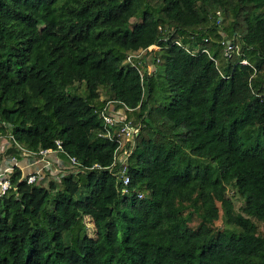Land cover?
<instances>
[{"label": "trees", "instance_id": "trees-1", "mask_svg": "<svg viewBox=\"0 0 264 264\" xmlns=\"http://www.w3.org/2000/svg\"><path fill=\"white\" fill-rule=\"evenodd\" d=\"M110 100L138 128L123 149ZM10 135L82 167L16 171L0 264H264V0H0L7 152Z\"/></svg>", "mask_w": 264, "mask_h": 264}, {"label": "built area", "instance_id": "built-area-1", "mask_svg": "<svg viewBox=\"0 0 264 264\" xmlns=\"http://www.w3.org/2000/svg\"><path fill=\"white\" fill-rule=\"evenodd\" d=\"M178 43L181 44L180 42ZM152 47H149L148 50L159 48L157 46ZM233 50L234 45L229 44V46L226 48V55H231ZM197 51L198 50H195V52ZM140 54H131L128 57L127 62L133 63L134 57H138ZM117 105V101L110 100L100 111V115L104 117L105 126L108 128L106 135L113 137L114 135L112 134L111 130L116 128L119 132L118 136H125L129 140H133L134 135L138 133V128H136V126H134L131 121L128 122L126 117H123L122 119H117L115 117V113H119V110H121L116 108ZM10 137L15 142L17 148L13 149L7 154L5 153L11 145V142L4 137H0V197L6 195L12 189L13 177L17 170L21 171L20 181H26L27 183L32 184L40 182L44 178V175H46V171L53 172V166L56 165V163L59 165H64V160L61 155L66 158L65 167L66 162L69 163L73 168L76 167L79 169L82 167V164L78 158L70 155L64 149L61 140L57 141V148H46L39 151H32L16 142L13 135H10ZM119 142V148H125V143L123 140L121 139ZM127 152L128 151L126 150V153ZM18 154L21 156H18ZM56 157H59V160L55 161ZM20 158L24 159V162L19 161ZM96 167L101 168L99 164H95L92 168ZM66 174H61L60 179H56V181L61 183V178ZM121 174V189L124 193H126L129 191L128 185L130 183V177L125 173V169L122 170Z\"/></svg>", "mask_w": 264, "mask_h": 264}, {"label": "rangeland", "instance_id": "rangeland-1", "mask_svg": "<svg viewBox=\"0 0 264 264\" xmlns=\"http://www.w3.org/2000/svg\"><path fill=\"white\" fill-rule=\"evenodd\" d=\"M153 48V47H152ZM159 48H154V50H157ZM149 69L150 71H154L155 70V66L154 65H150L149 66ZM102 96L105 97V94L102 92ZM125 110L126 109H121L119 110V113H115V117L117 119H122L123 117H126V113H125ZM122 137V140L124 143H128V142H133V140H129L127 137L125 136H121ZM123 149V148H122ZM124 155L125 153H123L118 160H122L124 158ZM59 160V157H56L55 161ZM64 165H59L56 163V165L53 166V172L51 171H46V175H44V178L41 180V183L45 186H49L50 184V181L52 179H60V176L61 174H68L70 173L71 171H74L75 169H78L76 167H72L69 163L66 162V167H65V161H63ZM229 195H231L234 200H235V204H236V210H239L241 204H242V200L239 199V196L237 194H235L234 192L232 191H229ZM85 221L88 225V230H89V233L91 236H95L96 235V230H95V225H94V222L93 220L90 218V217H86L85 218ZM200 222V219L198 218L197 214H194V220L192 222V225L193 226H197ZM226 223H225V218H224V209L221 208L220 209V218L215 222V228H222V227H225ZM259 231L261 233L264 234V224H261L259 223Z\"/></svg>", "mask_w": 264, "mask_h": 264}, {"label": "clouds", "instance_id": "clouds-1", "mask_svg": "<svg viewBox=\"0 0 264 264\" xmlns=\"http://www.w3.org/2000/svg\"><path fill=\"white\" fill-rule=\"evenodd\" d=\"M117 102H118V101H117ZM118 104H119V102H118ZM116 108H117V109H122V108H123V109H126V108H124V106H123V107H122V106H119V107L116 106ZM125 112H126V110H125ZM116 133L118 134L119 132L116 131ZM120 137H121V136H120ZM4 138L7 139V140H9L7 137H4ZM121 138H122V137H121ZM126 144H127V143H125V146H126ZM40 150H41V149H40ZM7 153H9V152L6 151L5 154H7ZM19 155H20V154H18V156H19ZM20 156H21V155H20ZM61 156H62L63 160L65 161L66 158H65L63 155H61ZM74 171H77V170H74ZM46 174H47V173H46ZM61 179H62V178H61ZM40 182H41V181H40ZM13 186H14V185H13ZM14 188H15V187H14Z\"/></svg>", "mask_w": 264, "mask_h": 264}, {"label": "crops", "instance_id": "crops-1", "mask_svg": "<svg viewBox=\"0 0 264 264\" xmlns=\"http://www.w3.org/2000/svg\"><path fill=\"white\" fill-rule=\"evenodd\" d=\"M20 156V155H19ZM19 161H21V162H24V159H22V158H20V160ZM25 164V163H24Z\"/></svg>", "mask_w": 264, "mask_h": 264}]
</instances>
